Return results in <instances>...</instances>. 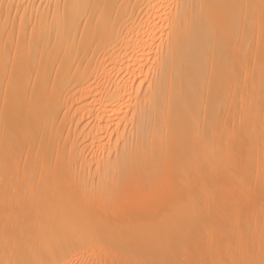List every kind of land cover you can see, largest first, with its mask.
<instances>
[{"label":"bare ground","instance_id":"1","mask_svg":"<svg viewBox=\"0 0 264 264\" xmlns=\"http://www.w3.org/2000/svg\"><path fill=\"white\" fill-rule=\"evenodd\" d=\"M0 264H264V0H0Z\"/></svg>","mask_w":264,"mask_h":264}]
</instances>
